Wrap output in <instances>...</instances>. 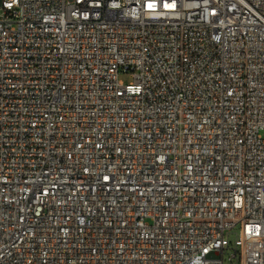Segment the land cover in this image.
Returning a JSON list of instances; mask_svg holds the SVG:
<instances>
[{
	"label": "built area",
	"instance_id": "built-area-1",
	"mask_svg": "<svg viewBox=\"0 0 264 264\" xmlns=\"http://www.w3.org/2000/svg\"><path fill=\"white\" fill-rule=\"evenodd\" d=\"M0 264H264V0H0Z\"/></svg>",
	"mask_w": 264,
	"mask_h": 264
},
{
	"label": "rangeland",
	"instance_id": "rangeland-1",
	"mask_svg": "<svg viewBox=\"0 0 264 264\" xmlns=\"http://www.w3.org/2000/svg\"><path fill=\"white\" fill-rule=\"evenodd\" d=\"M119 79H120L121 81H123L125 84H129V83L132 82V78H131L129 75H127V74H121L120 77H119ZM234 240H235V237H234V236H231V237L229 238V242H230L231 244L234 243Z\"/></svg>",
	"mask_w": 264,
	"mask_h": 264
}]
</instances>
